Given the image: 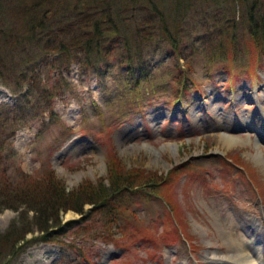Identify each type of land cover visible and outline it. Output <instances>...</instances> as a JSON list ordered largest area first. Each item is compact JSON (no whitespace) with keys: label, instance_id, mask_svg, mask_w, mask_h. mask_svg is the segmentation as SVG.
<instances>
[{"label":"rangeland","instance_id":"1","mask_svg":"<svg viewBox=\"0 0 264 264\" xmlns=\"http://www.w3.org/2000/svg\"><path fill=\"white\" fill-rule=\"evenodd\" d=\"M224 10L195 0L181 21L177 50L165 42L148 44V73L136 72V81L115 60L125 50L121 45L109 58L112 68L101 64V73L82 74L75 63L61 75L43 68L48 86L57 80L63 88L56 85L57 92L41 97L47 107L10 140L17 153L13 187L22 185L21 172L32 176L26 181L33 185L49 169L67 191L86 180L108 184L112 156L164 180L150 177L146 185L121 190L108 207L61 212L44 232L52 241L42 240L36 212L27 211L23 224L32 228L26 235L32 240L11 264H222L208 257L228 253L224 232L243 244L252 241L253 222L264 230V50L240 38L238 24L233 58H222L229 48L215 20ZM6 83L16 81L0 76L1 118L22 95ZM46 186L20 197L14 192L18 210L0 206V234L20 218L23 203L45 199ZM113 204L123 228L120 245L100 237ZM256 240L244 249L257 250ZM254 251L247 264H262L263 252Z\"/></svg>","mask_w":264,"mask_h":264},{"label":"trees","instance_id":"2","mask_svg":"<svg viewBox=\"0 0 264 264\" xmlns=\"http://www.w3.org/2000/svg\"><path fill=\"white\" fill-rule=\"evenodd\" d=\"M210 1L217 10H224L226 6V9L229 6L231 9L228 13L224 10L215 20H220L221 25L216 32L226 40L229 48L222 58L229 54L233 58L238 24L244 31L240 38L248 39L257 51L264 50V0ZM161 2L167 7L163 8ZM194 5L195 0H0V76L6 75L15 80L17 86L16 83L6 84L14 92L22 93L9 114L0 117V202L4 204L0 203V206L18 210L22 205H13L14 192L18 197L35 194L42 192L40 185H47L43 190L45 199L32 200L33 204L23 203L27 205L20 212V218L12 221L0 234V264H11L12 259L31 242L32 239H27L26 235L32 232V228L23 224L27 211L36 212L42 240L52 241L44 232L48 222L53 226L54 219L58 220L61 212L71 209L83 213L85 205L108 207L113 194L121 190L146 185L150 177L156 178L157 182L164 180L161 175L158 177L141 169H128L112 156L107 163L108 184L103 179L96 183L86 180L67 191L63 181L49 169L34 177L32 182L36 183L33 185L29 184L30 180L26 181L32 176L21 172L19 182L23 186L13 187L10 179L17 153L10 140L19 128L37 116L38 111L47 107H43L41 97H49L52 90L57 92L56 85L63 88L57 80L48 86L42 75L43 68L61 71L58 72L61 75L63 70L67 71L75 63L82 74L93 70L101 73L99 69L102 67L99 66L104 64L107 70L111 69L113 63L109 58L113 51L124 47V52L115 55V60H119L121 68L125 69L124 75L136 81L140 74L148 73V44L165 42L174 51L177 50L181 21ZM222 45L219 43L217 48L223 50ZM136 72L140 73L139 76L131 77ZM24 85L27 86L25 94ZM54 115L55 112L50 110V118ZM30 188L33 191H29ZM107 216V226L100 237L105 243L120 245L121 235L117 234L123 228L119 224V208L113 204Z\"/></svg>","mask_w":264,"mask_h":264},{"label":"bare ground","instance_id":"3","mask_svg":"<svg viewBox=\"0 0 264 264\" xmlns=\"http://www.w3.org/2000/svg\"><path fill=\"white\" fill-rule=\"evenodd\" d=\"M225 137L228 138H233L230 137L228 135H224ZM172 147H174V149H176V145H172ZM68 217H72V213H70L68 215ZM223 228V227H222ZM250 229H252L250 236L253 237L252 241H246V243L240 244L235 242V238L232 237V233L230 232H224L225 234V238L227 240L228 243V253L224 254V255H216V254H211L208 258L210 259H216V261L222 264L225 263H231V264H247L248 263V259H249V255L251 250H255V249H251V250H246L244 249V245H248L249 247L253 248L254 247V237L255 238H259V240H256V244H258L260 247H256L257 250H255L254 252H263L264 254V230L263 228L256 222H253L252 226L250 227ZM225 231V230H224ZM221 232V231H220ZM241 238V237H240ZM227 245V244H226ZM217 256V257H216ZM259 259H261L260 263L264 264V257L263 255H261L259 257Z\"/></svg>","mask_w":264,"mask_h":264}]
</instances>
